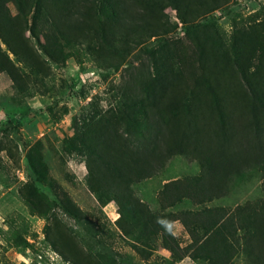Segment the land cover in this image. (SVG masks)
<instances>
[{"label": "trees", "instance_id": "obj_1", "mask_svg": "<svg viewBox=\"0 0 264 264\" xmlns=\"http://www.w3.org/2000/svg\"><path fill=\"white\" fill-rule=\"evenodd\" d=\"M135 1L142 8L139 13L127 11L124 0H0V41L5 47L3 50L0 46V72H4L18 89L23 90L36 76L47 74V65L40 58L37 46L50 60L59 61L71 55L67 48L83 43L98 46L93 51L100 53L103 44L112 45L115 34L120 30L125 33L120 34L118 40L123 35L131 37L129 35L137 33L138 42L143 36L145 41L164 32V25L153 15L154 8L160 10L162 0ZM164 1L172 2L176 7L180 4L186 15V18L182 15L180 19L189 20L191 27L194 26L193 16L208 13L220 2ZM128 15L131 16L125 19L124 16ZM256 31L252 27L249 34L248 30L236 31L237 42L225 56L237 67L249 92L226 101L220 99L215 91H207L204 98H200L203 95L200 93L198 101L205 105L210 116L204 121L197 114L191 118L186 114L192 106L181 102V95L175 89H155H159L156 79L163 76L165 71L162 70L156 73V79L141 83V98L136 96V111L139 109L141 114H136V118L131 110H125L120 112L117 122L111 127L107 122L92 123L91 127L86 123L80 133L76 129L77 135L62 144L65 155H85L89 191L101 204L110 201L116 204L118 217L115 224L120 234L134 243L135 250L142 251L136 242L149 246L160 235L163 247L169 249L175 259L188 255L207 264H237L234 257L237 249L240 250V238H244L242 251H249L246 256L251 264H264V140H261L264 133V38L259 35L256 38ZM254 32L252 40L250 35ZM246 39L249 42L246 43ZM160 41L162 49L166 50L165 43ZM103 52L108 54L105 50ZM145 52L152 58L155 49L150 47ZM251 66L253 71L248 72ZM207 67H210L209 63H205ZM223 68L221 65V70ZM205 70H208L204 71L207 77L211 74L210 69ZM169 73L177 77L172 70ZM234 77L237 81L236 72ZM145 89L154 92L152 98L144 100L152 103L144 104L142 101ZM187 101L196 102V95ZM154 114L158 117L157 123L150 121V116ZM140 116L155 130V137L162 141L163 149L154 144L149 146V126L143 127ZM117 124L125 125L122 134H118ZM162 127L165 130H161ZM177 154L192 155L203 167L205 162L207 165L198 176L164 183L157 193L163 209L185 199L201 205L225 196L249 171L261 174L262 196L255 202L245 201L232 208L203 205L200 209L175 213L152 212L134 194L132 185L155 175L163 168L166 159ZM26 158L37 181L53 188L54 181L43 161L40 142H34L28 148ZM219 171L222 174L218 176ZM54 192L60 207L69 217L84 220L92 227L85 212L66 192L58 188ZM17 194L31 214L52 222L51 226H44L46 240L64 259L71 260L73 264H101L88 256L83 248H78V243L66 233L59 232L61 221L54 215V201L43 190L25 184L18 188ZM175 220L181 222L190 237V242L184 247L178 245L169 230V224ZM53 231L60 236L59 239L51 235ZM250 231L251 242L249 237L245 238ZM238 232L243 235L236 237ZM57 244L62 249H57Z\"/></svg>", "mask_w": 264, "mask_h": 264}, {"label": "rangeland", "instance_id": "obj_2", "mask_svg": "<svg viewBox=\"0 0 264 264\" xmlns=\"http://www.w3.org/2000/svg\"><path fill=\"white\" fill-rule=\"evenodd\" d=\"M161 2L160 10L154 8L153 12L154 17L164 25V32L160 35L146 38L145 41L143 36L138 42L136 33L129 35L131 37L123 35L118 40V36L125 33L120 30L115 34L112 45L103 44L100 53L93 51L98 46L83 43L67 48L71 55L59 61L50 60L37 46L40 58L47 65V74L36 76L37 79L28 82L23 90L18 89L4 72H0V264H73L46 240L44 226H51L52 222L31 214L18 196V188L25 184L38 187L54 201V215L61 221L58 224L59 232L66 233L78 243V248H83L88 256L101 264H207L188 255L175 259L169 249L163 247L160 235L149 246L136 242L142 251L135 250L132 246L134 243L122 236L115 224L118 217L116 204L113 201L101 204L89 191L85 155H65L61 149L62 144L80 133L86 123L91 127L92 123L107 122L111 127L117 122L121 111L131 110L135 118L136 114L140 115L139 109L136 111V96L141 98V83L156 79V73L162 70L165 71L163 76L156 79L159 89H155H175L181 95V102L192 106L186 114L190 118L197 114L201 121L210 116L205 105L198 101L200 93L203 94L200 98H204L207 91H215L221 96L220 99L226 101L249 92L237 67L225 56L226 53L229 55L234 42H237L238 30H248L249 34L252 27L257 29L256 38L258 35L264 38V0H220L218 6L208 13L193 16V27L189 20L180 19L185 15L180 4L176 7L172 2ZM124 4L129 12L142 11L135 0H124ZM130 16L124 17L127 19ZM250 36L254 40L255 32ZM160 40L165 43L166 50L162 49ZM0 46L5 50L1 41ZM150 47L155 49L152 58L145 52ZM205 63L210 64L207 68L211 74L207 77L204 75V71H208L205 70ZM221 65L224 67L222 70ZM169 70L177 77H173ZM252 71L253 66L248 72ZM153 93L144 90V104L152 103L144 100L152 98ZM195 95L196 102L187 101ZM140 119L144 128L149 126L142 116ZM157 120L156 114L150 116L152 123H157ZM116 126L118 134H122L125 125ZM160 129L165 130V127ZM155 135L157 133L149 126V146L154 144L163 149L162 141ZM261 140H264V133ZM37 141L54 181L53 188L39 183L27 163L26 152ZM206 165L203 167L192 155H173L166 159L163 168L155 175L134 183L132 191L150 211L160 214L196 210L203 205L232 208L245 201L255 202L262 196L261 174L249 171L225 196L201 205L185 199L171 208H161L157 193L164 183L198 176ZM220 172L218 176L222 174ZM57 188L66 192L85 212L92 227L63 211L54 192ZM169 230L180 247L190 242L186 229L178 220L169 224ZM51 235L56 239L60 237L54 231ZM242 235V232H238L236 237ZM248 237L251 242V231L245 235V238ZM243 242L244 238H240V250L237 249L234 261L237 264H251L246 256L249 251H242ZM56 248L60 250L62 246L57 244Z\"/></svg>", "mask_w": 264, "mask_h": 264}]
</instances>
